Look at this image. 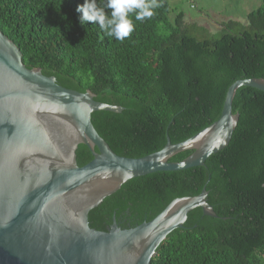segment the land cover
Masks as SVG:
<instances>
[{
    "label": "trees",
    "instance_id": "obj_1",
    "mask_svg": "<svg viewBox=\"0 0 264 264\" xmlns=\"http://www.w3.org/2000/svg\"><path fill=\"white\" fill-rule=\"evenodd\" d=\"M104 2L97 0L101 7ZM159 2L143 22L130 14L135 28L123 42L93 22L80 24L77 6L84 0H0V31L19 49L27 69L123 108L120 114L95 112L91 123L115 155L138 159L160 151L166 135L178 144L216 122L234 82L264 79V0L245 25L228 20L218 37L201 40L194 35L202 28L182 13L169 22V4ZM232 112L239 120L229 145L204 167L127 181L89 212V228L107 232L113 218L122 230L134 228L173 200L205 188L218 218L191 211L151 264H264V93L240 88ZM75 154L78 167L92 160L84 145Z\"/></svg>",
    "mask_w": 264,
    "mask_h": 264
},
{
    "label": "water",
    "instance_id": "obj_2",
    "mask_svg": "<svg viewBox=\"0 0 264 264\" xmlns=\"http://www.w3.org/2000/svg\"><path fill=\"white\" fill-rule=\"evenodd\" d=\"M240 88L264 93V79H242L227 90L219 119L191 138L151 155H115L91 123L95 112L123 108L96 102L90 91L65 89L40 69H27L19 49L0 31V264H151L156 250L188 214L217 219L205 188L173 200L159 215L131 229L115 219L107 232L89 228L88 214L127 181L204 167L230 143ZM84 145L92 160L78 167ZM192 154L179 163L170 160Z\"/></svg>",
    "mask_w": 264,
    "mask_h": 264
},
{
    "label": "clouds",
    "instance_id": "obj_3",
    "mask_svg": "<svg viewBox=\"0 0 264 264\" xmlns=\"http://www.w3.org/2000/svg\"><path fill=\"white\" fill-rule=\"evenodd\" d=\"M159 7V0H105L102 7L98 6L97 0H84L83 4L77 6V12L81 13V25L93 22L108 37L123 42L135 28L130 14H134L136 21L143 22L150 19ZM105 9L110 13L106 14Z\"/></svg>",
    "mask_w": 264,
    "mask_h": 264
},
{
    "label": "rangeland",
    "instance_id": "obj_4",
    "mask_svg": "<svg viewBox=\"0 0 264 264\" xmlns=\"http://www.w3.org/2000/svg\"><path fill=\"white\" fill-rule=\"evenodd\" d=\"M167 2L170 8L167 15L169 22H173L176 14L182 13L185 21L189 19V23L202 28L201 34L194 35L198 40L220 35L219 24L215 26L210 21L215 19L214 16L245 25L246 16L261 5L260 0H195L194 3L192 0H167Z\"/></svg>",
    "mask_w": 264,
    "mask_h": 264
},
{
    "label": "crops",
    "instance_id": "obj_5",
    "mask_svg": "<svg viewBox=\"0 0 264 264\" xmlns=\"http://www.w3.org/2000/svg\"><path fill=\"white\" fill-rule=\"evenodd\" d=\"M214 20H210L211 21V23L213 24V25H215L216 26V24H219V30H221V24L223 23V22H226V21H228L227 19H224V18H221V17H219V16H214ZM188 20L189 19H186V22H188ZM193 21V20H192ZM217 22V23H216Z\"/></svg>",
    "mask_w": 264,
    "mask_h": 264
},
{
    "label": "built area",
    "instance_id": "obj_6",
    "mask_svg": "<svg viewBox=\"0 0 264 264\" xmlns=\"http://www.w3.org/2000/svg\"><path fill=\"white\" fill-rule=\"evenodd\" d=\"M193 2L195 1V0H192Z\"/></svg>",
    "mask_w": 264,
    "mask_h": 264
},
{
    "label": "flooded vegetation",
    "instance_id": "obj_7",
    "mask_svg": "<svg viewBox=\"0 0 264 264\" xmlns=\"http://www.w3.org/2000/svg\"><path fill=\"white\" fill-rule=\"evenodd\" d=\"M118 226V225H117Z\"/></svg>",
    "mask_w": 264,
    "mask_h": 264
}]
</instances>
